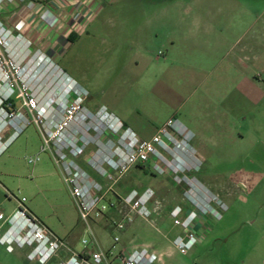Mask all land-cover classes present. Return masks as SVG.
Wrapping results in <instances>:
<instances>
[{"label":"rangeland","instance_id":"374dc122","mask_svg":"<svg viewBox=\"0 0 264 264\" xmlns=\"http://www.w3.org/2000/svg\"><path fill=\"white\" fill-rule=\"evenodd\" d=\"M93 1L85 32L69 43L58 62L54 52L61 42L36 30V6L30 9L29 1L0 0V22L13 35L22 28L24 47L29 43L32 51L44 52L54 70L59 67L87 92L84 106L89 112L99 119L100 110L118 117L153 149L147 164L132 167L114 186L120 196L130 190L150 193L147 218L133 216V222L118 231L113 223L133 214L123 205L110 210L91 224L102 247L110 248L118 237L120 248L148 246L163 255L164 264H264V131L254 120L253 104L237 105L231 79L226 88L212 89L204 82L215 60L205 54H180L178 62L162 65L166 54L143 25L147 17L159 15L161 3L175 1L184 8L218 0ZM81 16L85 22L88 14ZM3 49L16 54L22 45L9 39ZM226 92L231 95L221 102L216 94ZM110 140L118 145L119 136ZM42 146L38 129L30 125L0 157V201L10 195L24 198L49 231L81 251V240L90 237L50 153H42L34 166L27 163ZM14 207L6 199L0 208V237L9 227L2 222L12 217ZM177 208L182 221L195 213V231L205 228L186 254L174 245L184 233L171 215ZM6 250L0 247V264H24L30 252L28 247Z\"/></svg>","mask_w":264,"mask_h":264},{"label":"built area","instance_id":"2783aa9c","mask_svg":"<svg viewBox=\"0 0 264 264\" xmlns=\"http://www.w3.org/2000/svg\"><path fill=\"white\" fill-rule=\"evenodd\" d=\"M20 1H29L32 9L39 0ZM40 17L45 23L55 22L45 12ZM21 29L16 28L13 35L0 22V156L24 129L34 125L43 146L38 155L27 159V163L34 166L42 153H50L90 240L86 237L81 240L82 253L71 251L29 211L24 198L10 195L16 200L17 208L7 222H2L9 227L0 237V244L9 252H13L14 246L18 249L28 247V259L38 264H50L62 250L68 252L69 257L56 264H113V260H118L119 264L161 262V255L144 245L134 247L126 254L115 253L118 237L113 238L110 248L104 249L91 226L118 205L125 206L133 214L113 223L118 231L131 224L133 216L143 220L147 218L146 205L151 200L150 193L140 195L130 190L120 196L114 186L132 167L149 162L153 152L150 143L141 141L118 118L103 121L89 112L84 106L87 92L59 67L54 70L51 58L44 52L32 51L29 43L24 47ZM9 39L22 45L16 54L2 50ZM40 74L44 76L40 77ZM45 75H49L47 83ZM115 136H119L118 145L110 140ZM90 147L94 150L89 151ZM89 170L103 183L96 180ZM181 213V208H177L171 214L176 224L184 229L183 235L174 239V245L186 254L201 240L202 234L191 228L195 213H189L183 221Z\"/></svg>","mask_w":264,"mask_h":264},{"label":"crops","instance_id":"0c3cea01","mask_svg":"<svg viewBox=\"0 0 264 264\" xmlns=\"http://www.w3.org/2000/svg\"><path fill=\"white\" fill-rule=\"evenodd\" d=\"M37 2L32 20L38 32L39 29L44 30L50 41L61 42L56 46L60 50L54 52L58 62L60 55L69 45L68 38L72 36L76 38L85 32L91 21L89 17L93 16L95 1L39 0ZM161 4L159 15L147 17L143 25L148 36L156 39L159 42L158 46L163 48L166 54L167 59L162 61V65L166 62H178L175 57L180 54L185 56L205 54L214 58V64L209 71L210 77L204 82L211 83L212 89L226 88L231 79V88L237 90V105L252 103L254 120L258 122L259 130L264 131V0H218L205 3L196 1L184 8L175 1ZM43 12L55 21L52 26L41 19ZM81 12L88 14L85 22L81 16L84 17V14ZM48 25L51 28L45 30ZM157 64L159 65V62ZM187 64L192 63L187 61ZM217 94L216 96L222 99L221 102H225L231 95L228 92ZM99 112L98 116L103 121L116 117L106 116L104 110ZM6 199L13 201L16 210V200L6 196L1 199L0 208L5 205ZM42 225L44 226L43 223ZM196 231L203 233L205 228H198ZM52 234L71 251L76 253L84 251L83 249L77 251L72 245H67L64 239ZM133 248H120L117 245L115 253L126 254ZM67 253L65 250L60 251L50 264L66 260L69 257ZM158 254L161 255V262L157 264H164L163 255ZM24 261V264H38L36 261H30L28 256ZM113 264H119V261L113 260Z\"/></svg>","mask_w":264,"mask_h":264},{"label":"trees","instance_id":"16d2710c","mask_svg":"<svg viewBox=\"0 0 264 264\" xmlns=\"http://www.w3.org/2000/svg\"><path fill=\"white\" fill-rule=\"evenodd\" d=\"M74 40H75V36H72V37H69V38H68V42H69V43L74 42ZM188 212H189V210L185 211L184 214H187Z\"/></svg>","mask_w":264,"mask_h":264}]
</instances>
